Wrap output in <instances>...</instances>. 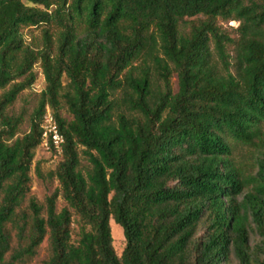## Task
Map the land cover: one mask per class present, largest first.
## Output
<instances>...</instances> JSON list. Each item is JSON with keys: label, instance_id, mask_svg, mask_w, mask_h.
Listing matches in <instances>:
<instances>
[{"label": "trees", "instance_id": "trees-1", "mask_svg": "<svg viewBox=\"0 0 264 264\" xmlns=\"http://www.w3.org/2000/svg\"><path fill=\"white\" fill-rule=\"evenodd\" d=\"M220 20L240 22L233 37ZM37 64L46 87L19 136L24 112L7 109ZM8 86L0 264H32L44 242L39 264H264L249 243L256 231L264 254V0H0ZM47 107L65 143L51 172L60 186L41 201L31 170ZM237 145L256 149L251 170L235 160ZM112 220L126 238L121 255Z\"/></svg>", "mask_w": 264, "mask_h": 264}, {"label": "rangeland", "instance_id": "rangeland-1", "mask_svg": "<svg viewBox=\"0 0 264 264\" xmlns=\"http://www.w3.org/2000/svg\"><path fill=\"white\" fill-rule=\"evenodd\" d=\"M218 25L221 31L226 33V36L233 37L236 34L233 29L238 28L240 26V22L236 20H220L218 22ZM26 38L28 43H31L35 47L39 46L42 41L41 29L37 27L26 29ZM211 48L214 51V59L218 62L220 67H222V63L215 50L214 40L211 41ZM229 51L231 52L232 50ZM231 53L234 54V52ZM233 60L234 59H230L231 62H233ZM34 71L36 73V79L33 85L23 90L17 97L16 101L7 109V112L14 115H19L24 112V122L20 127L19 136H23L30 130L31 115L37 108L40 101V95L46 87L45 75L40 64H37L35 66ZM152 80L153 89L156 93H158L159 91H164L166 89L164 79L160 76L159 72L153 70ZM170 86L173 93H176L178 91L179 80L176 73H173L172 77L170 78ZM10 87L11 86L6 87L5 89H0V98L3 97V95L10 89ZM63 114L66 117L71 118L66 110H64ZM256 154V149L252 146L237 145L235 148L234 157L238 163L246 168V170H251L252 167L250 165L252 161H254ZM81 158L84 165H89L88 160L84 154L81 155ZM60 160L61 156L56 155L52 150H47L46 147L42 144H40V146L36 150V156L33 161L31 170V176L33 178L32 193L41 201H43L47 195L52 194L60 186L57 177L51 175V172L57 168ZM37 164H40L41 175H38V173L36 172ZM65 205L66 202L60 196L58 201V209L61 210ZM111 225L114 247L117 254L121 255L126 246V238L124 236L123 228L113 220L111 221ZM261 240V236L256 231H254L250 236L249 243L250 246L255 249V252H257L259 256H262L264 258V254L261 251ZM47 256L48 244L47 242H44L38 256L34 259L32 264H39V262H41Z\"/></svg>", "mask_w": 264, "mask_h": 264}, {"label": "built area", "instance_id": "built-area-1", "mask_svg": "<svg viewBox=\"0 0 264 264\" xmlns=\"http://www.w3.org/2000/svg\"><path fill=\"white\" fill-rule=\"evenodd\" d=\"M42 145L47 150H52L56 155L61 156L65 136L60 130L59 124L55 118L53 111L47 107L43 116L42 123Z\"/></svg>", "mask_w": 264, "mask_h": 264}]
</instances>
